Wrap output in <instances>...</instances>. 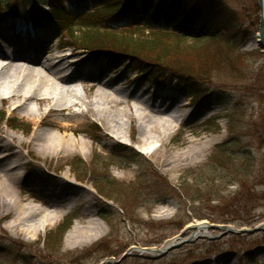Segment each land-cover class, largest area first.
I'll use <instances>...</instances> for the list:
<instances>
[{"label":"rangeland","instance_id":"1","mask_svg":"<svg viewBox=\"0 0 264 264\" xmlns=\"http://www.w3.org/2000/svg\"><path fill=\"white\" fill-rule=\"evenodd\" d=\"M222 1L236 15V29L243 39L238 53L240 59L234 66L240 73L217 74L200 82L199 95L195 98L168 73L138 71L130 63L112 70L106 56L95 58L85 50L65 48L69 35H64L52 24L45 27L52 38L44 43V49L41 47L40 58L42 62H48L49 68L36 66L34 69L48 75L50 69L60 71L67 67L66 74L86 88V92H78L74 98L81 103L77 108L81 112H87V106L96 111L109 100L93 95L99 83L109 82L114 94L132 92V97L140 100L149 111L163 113L161 106L167 98L174 100V104L165 111L167 114L176 110L177 103L182 104L180 112L185 121L175 123V129L163 146L155 139L145 143L140 140L139 129L134 124L128 123L126 133H122L107 128L97 116L90 120L77 118L83 130L72 137L85 138L88 143L86 154L74 153L60 160L29 157L21 171L25 194L38 192L50 177L59 180L67 177L76 189L67 205L66 210L70 213L52 226L42 228L33 239L28 238L30 242L21 244L14 231L7 227L8 218L0 212V264H264V230L254 235L227 233L223 236L220 229L209 228V236L184 243L165 256L157 258L143 251L162 247L186 228H192L195 222L233 226L238 230H251L264 224V53L259 46L249 43L258 34L260 12L257 0ZM23 3H19V8ZM63 7L68 12L73 11L70 3ZM27 9L28 6L24 11ZM40 9L43 12L49 10L47 5ZM93 11L90 4L86 5L83 16L75 23L74 36L78 37L85 30L79 24L87 25L92 20L100 22L99 27L104 28L101 15L96 19H93L95 16L88 18L87 13ZM15 12L16 7H13V15ZM163 25L166 23L153 21L143 24L142 30L148 34L152 28L157 30ZM4 27L0 26L2 39L30 38L27 30L23 34L17 29ZM187 34L182 46H192V51L207 52L206 39L196 42L190 32ZM218 48V45L210 48L211 53L217 52ZM65 58L67 60H63ZM77 61L80 63L76 64ZM6 74L7 71L1 72L0 69V128L28 139L39 128L36 123L39 119L29 117L15 101L1 102L11 93L5 86ZM108 75L110 77L105 79ZM114 76V82H110ZM14 81L19 85L31 79L22 74ZM70 85L66 90L70 91ZM143 88H148L150 93L143 95ZM104 91L107 97L113 94L112 90L104 88ZM155 93H160L164 99H156ZM21 105L38 108L31 102ZM72 111L74 109L65 114L70 115ZM89 121L93 125L87 124ZM9 122L18 128L10 127ZM67 122L63 121L64 124ZM41 129L47 132L54 130L49 125ZM105 134L114 140L117 137L122 139L118 145H111L104 142ZM190 141L196 144L212 141L213 145L204 158L190 159L181 170L167 172L162 166L164 155L187 151L189 145L186 142ZM79 166L82 170L79 173L86 179L83 182L75 177ZM98 180H111L117 184L114 191L120 194L115 195L121 199L120 203L100 195L94 186ZM105 205L116 212H113V228L102 220L103 224L98 223L105 232L101 240L88 245L69 246L67 237L76 224L91 227L94 213L99 218ZM62 225L68 227L62 242L47 248V239L57 240V231ZM193 234V228L186 230L182 239L188 240ZM133 247L135 249L132 250Z\"/></svg>","mask_w":264,"mask_h":264},{"label":"bare ground","instance_id":"2","mask_svg":"<svg viewBox=\"0 0 264 264\" xmlns=\"http://www.w3.org/2000/svg\"><path fill=\"white\" fill-rule=\"evenodd\" d=\"M40 36L49 41L51 37L50 31H40ZM250 44L259 46L258 36L249 41ZM15 44L13 39L0 38V48L10 49ZM35 55H39L37 49L34 50ZM40 51V50H39ZM20 49L17 51V54ZM8 58H0L1 72L7 71V83L5 86L10 90V95L6 99H1V102L18 103L20 109L26 110L29 117L39 119L36 123L38 127L30 138L23 139L16 133L7 132L0 128V212L3 217L8 218V228L18 236V242L26 244L30 242L36 235H38L42 228L52 226L63 215L70 213L67 209L68 202L74 186L70 183L67 177L56 179L50 177L48 182L38 192L25 194L22 187V169L26 166L25 160L29 157L41 156L45 159H63L66 156L74 153H84L88 148V143L84 137L73 138L79 130V118L90 120L92 116H97L100 121L107 126V128L126 133L127 124H134L139 129L140 140L145 142H152L154 139L161 141L165 145L166 138H170L171 133L175 129V123L185 121L181 108L182 104L175 105L176 110L167 114V111L173 104L174 100L165 99L161 108L162 112L149 111L150 109L144 107L136 97H132V92L127 91L115 92L109 82L104 86L99 85L98 90L93 92L97 98H108L106 102L102 103L101 107L96 111L88 107L87 112H81L79 109L80 102L77 98V92L74 90H66L67 86L73 83V77L67 75L68 68L60 71L49 70L48 75H43L41 72L34 69L37 67L49 68L48 62H42V58L22 59L16 57L11 61ZM67 60V58L63 59ZM31 63V66L27 64ZM77 61L76 64H79ZM34 66V67H33ZM28 76L31 81L17 85L14 78L16 76ZM120 72L118 73V75ZM108 75L105 79H108ZM115 76L110 79L114 82ZM37 80V81H35ZM38 82V83H37ZM121 83H117L120 85ZM93 86V85H92ZM20 87V90L17 88ZM80 90L86 91L84 85H79ZM105 90H112L113 94L107 97ZM150 90L143 88V95H148ZM156 99H164L160 93H155ZM160 99V100H161ZM24 102H31L38 106L37 109L33 107H25L21 105ZM93 102V101H92ZM97 103L98 101H94ZM20 103V104H19ZM181 107V108H180ZM44 108L46 109L43 112ZM74 112L66 115V111ZM93 114V115H92ZM58 117L59 119L55 118ZM78 118V119H77ZM127 118V121L125 120ZM77 119V120H76ZM68 121L66 124L63 123ZM93 125V122H87ZM44 125H49L54 130L45 131L41 129ZM152 125L153 127H150ZM122 137H117L116 140L112 136L105 134L104 142L111 143V145H118V141ZM189 145L188 150L172 155L170 152L165 154V160L162 161V166L167 172H177L183 168L185 163L190 159H202L206 156L213 142L194 143L192 141L186 142ZM79 191H84L80 189ZM91 227L83 226L77 223L71 230L67 237L69 246L88 245L101 240L105 232L101 229L98 223L103 224L101 218H98L97 213L93 215ZM195 233L201 236H209V228L206 222H195L192 225ZM9 237H7L8 240ZM29 238V239H28ZM28 239V240H27ZM179 237H175L166 241L162 247L149 249L145 252L149 256H156L162 251L169 249L173 244L179 241ZM25 241V242H24ZM135 247L132 248V250ZM135 252V251H134Z\"/></svg>","mask_w":264,"mask_h":264},{"label":"trees","instance_id":"3","mask_svg":"<svg viewBox=\"0 0 264 264\" xmlns=\"http://www.w3.org/2000/svg\"><path fill=\"white\" fill-rule=\"evenodd\" d=\"M63 1L0 0V26L28 25L33 30L46 18L67 30L69 40L65 48L82 49L95 58L106 56L113 70L130 63L138 71L168 73L194 98L199 95L200 82L210 80L217 74L240 73L234 66L239 62L238 53L243 39L236 29V15L222 0H70L75 5L72 13L63 8ZM20 2H24L22 8H19ZM87 4H91L94 10V13H88V18L95 16L93 19H96L101 15L105 26L102 29L99 27L101 23L96 20H92V24H79L85 30L76 37L73 31L75 23L83 15ZM42 5H47L49 10L43 12L40 9ZM26 6L27 12L24 11ZM13 7H16L15 15ZM153 21L166 25L157 30L152 28V32L145 34L143 24ZM188 32L196 42L206 39L207 52L192 51V46L181 45L186 41ZM216 45L219 47L217 52L211 53L210 48ZM8 124L18 128L12 122ZM80 168L75 171V177L83 182L86 179L79 173L82 171ZM94 186L104 198L120 203L119 196H115L118 194L114 191L117 187L115 182L98 180ZM113 212V208L105 205V209L99 213V217L111 228ZM67 229L66 225L60 226L57 240L47 239V248L59 245Z\"/></svg>","mask_w":264,"mask_h":264},{"label":"water","instance_id":"4","mask_svg":"<svg viewBox=\"0 0 264 264\" xmlns=\"http://www.w3.org/2000/svg\"><path fill=\"white\" fill-rule=\"evenodd\" d=\"M257 4H258V8L260 11V25H259V32H258V38H259V48L262 50V52L264 53V0H257ZM208 228H217L220 229L221 231H223L222 235H226L227 233H231V234H243V233H247V234H251L254 235L258 232H261L262 230H264V224H261L257 227H255L254 229L251 230H247V229H236L234 227H228V226H214V225H210L208 223H206ZM192 229L191 227L187 228V230ZM224 231L226 233H224ZM182 235H184V233L181 234V236L179 237V241L176 242L175 244H173L169 249L162 251L160 254L156 255V257H161V256H165L167 253H169L170 251H173L179 247H181L184 243L190 242L191 240H196L200 237H202L201 235L195 233L191 236L190 239L185 240L182 239ZM178 238V237H177ZM144 252H149V249H144ZM126 257V255H125Z\"/></svg>","mask_w":264,"mask_h":264}]
</instances>
